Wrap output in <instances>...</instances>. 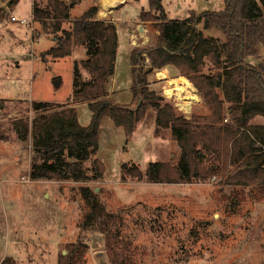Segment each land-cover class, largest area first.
Listing matches in <instances>:
<instances>
[{"label":"rangeland","instance_id":"rangeland-1","mask_svg":"<svg viewBox=\"0 0 264 264\" xmlns=\"http://www.w3.org/2000/svg\"><path fill=\"white\" fill-rule=\"evenodd\" d=\"M127 1L118 17L119 51L109 85L110 91L116 87L114 97L123 104L132 101L130 43L131 47L148 46L157 35L152 22L139 19L130 38V20L139 18L148 0ZM2 2L12 9L0 19V110L7 123V115L31 113L33 100L66 102L73 93L74 61L85 57V49L45 61L41 52L53 45V40L33 38V0H0V6ZM163 3L172 20L225 8L224 0ZM13 15L17 20L11 19ZM137 24L142 25L143 35ZM259 54L264 57V45ZM178 73L173 67L157 72L153 87L187 116L206 112L202 98L195 95L197 88L188 77L177 81ZM184 104H190V110L183 109ZM77 112L81 123H89L92 112L86 103L77 105ZM155 116V110L146 111L129 137L123 127L105 116L96 155L104 163L103 177L84 183L31 180L30 141H21L11 130L8 139H0V264L7 257L18 264H60L68 246L78 241L88 246L79 264H112L106 237L99 228L101 219L109 214L113 215L110 227L121 229V251L137 264H264V194L257 192L258 200L253 202L247 193L251 186L224 180L186 184L121 180L122 163L146 168L151 161L177 158L179 148L171 131L162 129L155 134ZM83 186L94 190L103 208L102 216L95 214V225L87 221L93 210Z\"/></svg>","mask_w":264,"mask_h":264},{"label":"trees","instance_id":"trees-1","mask_svg":"<svg viewBox=\"0 0 264 264\" xmlns=\"http://www.w3.org/2000/svg\"><path fill=\"white\" fill-rule=\"evenodd\" d=\"M224 2V9L172 20L163 0H148L138 17L152 22L158 33L154 43L130 48L132 101L123 104L114 97L116 87L110 91L109 86L117 65L118 29L114 21L98 18L99 1L33 0V38L53 40L41 57L56 60L80 48L85 57L74 61L73 93L66 102L33 100L31 113L7 115V123L0 110V139H8L11 130L21 141H30V179L84 183L102 178L104 163L96 155L103 118L123 127L129 137L146 111L153 109L155 134L171 131L179 148L177 158L151 161L146 168L122 163L123 182L224 180L264 186V124L259 122L264 120V57L259 54L264 45V0ZM6 15L0 8V19ZM170 67L194 84L206 112L187 116L153 87L156 71ZM84 103L92 112L87 124L79 121L77 112V105ZM82 192L93 210L87 221L95 225V214L103 208L93 189L83 186ZM112 217L106 215L99 223L112 264H137L121 251V229L110 227ZM87 248L83 241L70 244L60 264H79ZM1 264L18 263L7 257Z\"/></svg>","mask_w":264,"mask_h":264},{"label":"crops","instance_id":"crops-1","mask_svg":"<svg viewBox=\"0 0 264 264\" xmlns=\"http://www.w3.org/2000/svg\"><path fill=\"white\" fill-rule=\"evenodd\" d=\"M98 1H99V4H100V8H99V11H98V18L101 19V20H111V21H114L116 23V25H117V29H120L121 26H120V22L118 21V17L119 16H122V10H121V8L123 7V9H124V5L128 1L127 0H98ZM2 6H0V8H4L7 13H8V11H11L12 12L11 5H8L7 2H2ZM137 21H140L139 18H134L133 20L132 19L130 20V24L128 26L129 27V31H130V38H132V36H133V32H134V29H133L134 22H137ZM125 23H126V21H125ZM137 27H138V30L140 31L141 35H143L142 25L141 24H137ZM157 33H158V31H157ZM130 48H131V43H130ZM164 70H166V69H164ZM159 71H163V70H157L156 71V78H157V72H159ZM177 75L180 76L179 78H176L177 81L179 79H182V78L184 79V77H186V76L180 75L179 73ZM192 85H194V84H192ZM193 88L196 89L195 87H193ZM182 94H184V89H183V93ZM198 94H195V95H197L198 96V99H199L200 94L199 95ZM200 98H201V96H200ZM259 122L264 124V120L263 119L262 120H259ZM172 155H175V154L172 153ZM232 184H235V183H231V185ZM248 189H249V192H247L248 193V198L250 200H252L253 202H256L258 200V197L256 195L257 192L260 193V196H261V194H264L263 193L264 192V186H261V187H248ZM47 194H48V192L45 193V195H47ZM262 200H264V197L262 198Z\"/></svg>","mask_w":264,"mask_h":264},{"label":"bare ground","instance_id":"bare-ground-1","mask_svg":"<svg viewBox=\"0 0 264 264\" xmlns=\"http://www.w3.org/2000/svg\"><path fill=\"white\" fill-rule=\"evenodd\" d=\"M112 2V1H111ZM181 89V94L183 93V88H180ZM198 97V96H197ZM182 108L184 109H187V110H190V104H184V105H181Z\"/></svg>","mask_w":264,"mask_h":264},{"label":"built area","instance_id":"built-area-1","mask_svg":"<svg viewBox=\"0 0 264 264\" xmlns=\"http://www.w3.org/2000/svg\"><path fill=\"white\" fill-rule=\"evenodd\" d=\"M11 19H12L13 21L17 20V18H16L14 15L11 17ZM21 21H22V23H26V24L31 25V22H27L26 19H22Z\"/></svg>","mask_w":264,"mask_h":264}]
</instances>
